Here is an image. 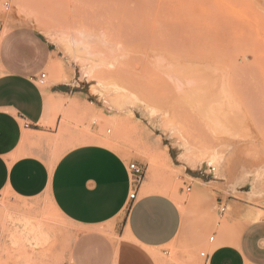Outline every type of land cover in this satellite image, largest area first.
Instances as JSON below:
<instances>
[{"label": "rangeland", "instance_id": "374dc122", "mask_svg": "<svg viewBox=\"0 0 264 264\" xmlns=\"http://www.w3.org/2000/svg\"><path fill=\"white\" fill-rule=\"evenodd\" d=\"M183 1H187V8L190 6L194 10L183 11ZM205 8L211 9L216 18L210 19L211 30H215L214 25L218 26V23L222 25L220 30L221 25L217 27L218 32L226 26H235L234 32L228 28L230 33L238 36L234 41L239 44L235 50L232 47L234 55L239 54L237 51L241 48L242 52L247 51L243 53L247 54V64L255 63L254 55H251L254 51H259V55L263 51L264 55V44L261 43H264V38L261 40L264 36V0H0V22L4 33L15 27L31 26L47 35L59 50L57 63L52 65L45 83L39 85L48 89L52 84L68 79L66 73H71L76 76V81H83L82 92L95 103L83 105L71 100L66 105H53V117H62L60 125L57 127L53 123L52 134L32 144V149L50 158L51 169L68 150L87 143L112 149L129 165L140 166L145 173L141 183L143 192L173 198L186 218L179 237L158 256L154 254L157 260L160 258L159 264H208L201 254H211L218 246L217 232L229 238L249 221L264 220L263 114L258 111L248 113L251 117L246 114L241 118L244 124L240 130L227 132L228 129H222L209 136L210 139L200 122L184 127L185 117L176 111L178 102L156 82L161 69L175 64L171 34L175 32V38L178 37L180 26L192 23L196 16L194 12L198 9L202 14ZM217 31H212L214 37L219 34ZM80 32H89L99 39L103 36L105 40L101 37L97 41L99 51L96 55H110V61L114 57L121 61L118 66L108 65L110 69L97 73L102 86L84 73V64L92 67L100 58L93 57V63L90 62L87 50H84L86 39H81ZM240 39H244V44L247 39V46H239L242 45ZM213 51L211 56L215 61L225 59L220 50ZM192 55L201 59L206 54L199 50ZM87 59L89 63L84 62ZM260 60L263 63L264 58ZM96 90L103 93L101 101ZM112 115L116 116L114 122L110 118ZM215 136L217 139L213 141ZM174 146H181L184 151L179 154ZM216 146L223 161L224 179L214 177L207 169H194L187 164L195 154L214 150ZM178 165L183 167L177 168ZM258 170L257 189L262 191L261 195H251L249 186L239 192L234 190L239 177ZM189 176L200 177L206 187L199 200L200 209L189 207L196 196ZM189 186L190 192L187 191ZM233 199L240 202L243 209L236 222L230 219L233 208L229 200ZM221 201L227 204L223 216L219 208ZM23 219L39 224L48 233V241L38 247L28 241L19 240L15 244V237L23 231ZM77 236V227L56 212L49 198L19 201L8 194L0 196V264H66ZM212 237L214 242H210Z\"/></svg>", "mask_w": 264, "mask_h": 264}, {"label": "crops", "instance_id": "0c3cea01", "mask_svg": "<svg viewBox=\"0 0 264 264\" xmlns=\"http://www.w3.org/2000/svg\"><path fill=\"white\" fill-rule=\"evenodd\" d=\"M58 56L56 44L38 29L19 26L4 33L0 22V196L49 198L56 212L78 229L66 264H159L154 254L171 245L186 222L173 198L144 193L140 185L132 202L129 164L97 143L68 150L52 169L50 158L31 147L52 134L53 123L60 125L62 117H53V105L71 100L95 104L82 92L83 81L71 73L48 89L39 85L37 79L49 77ZM189 178L196 190L189 207L200 209L206 187L200 177ZM229 204L230 219L236 222L243 209L237 200ZM216 234L218 246L208 264H264L262 218L238 227L229 238Z\"/></svg>", "mask_w": 264, "mask_h": 264}, {"label": "bare ground", "instance_id": "6f19581e", "mask_svg": "<svg viewBox=\"0 0 264 264\" xmlns=\"http://www.w3.org/2000/svg\"><path fill=\"white\" fill-rule=\"evenodd\" d=\"M185 3H187V1H183V11H185V9H190L191 11L194 10V8L191 9L190 6H188L187 8L188 4ZM189 5L191 4L189 3ZM196 12L197 13L194 12V15L196 16H194L195 18L192 23L186 24V27L180 26L179 30L181 34H179L178 37L176 36L175 38V32L171 34L173 38L172 44L174 45L173 52L176 54L175 59H179L176 62L174 61L175 59L173 60V63H175L173 64V66L170 65L171 67L169 66V68L166 67V69L164 70L161 69V71H159L160 74H158V76L156 77V82L159 84V88L161 85L160 89H162V86H164L166 90L169 91L178 102L176 111L179 112L178 114H181L183 117H185V128L188 127L186 125L188 123L194 124L196 122H200L205 129L204 133L207 135V137L216 135V132L222 129H228L227 132H230L229 130H231V132L240 130L242 125L244 124L241 122V118H243L244 115H249L254 111H258L264 116V61L262 63L260 60L261 57L262 59L264 58L263 51L261 52V54L263 55L262 56L259 55V51L257 52L252 50L254 51V53H252L251 55H254L253 57L255 63H253V61L251 62L253 64L245 63L247 61V54L243 53L247 51L242 52L241 48L240 51H237L239 52V54L237 53L236 55H234V52H232V47L235 50L236 44H239L237 43V40L236 44L234 41L235 38H237L238 36H235L236 34L232 32V34L230 33V30H232V28H235V26L233 27L232 24V28L228 27L230 29L229 30L225 24L226 29L218 32V29H222V25L220 24L221 28L218 29L217 27L220 26L219 23L218 26L217 24L214 25L215 28L213 29H215L217 33H219L214 37L213 34L215 33V30H211L210 28V19L211 17H215L213 16L214 14H212L211 9L205 8L202 14H200V11H198V9ZM199 14L200 16H198ZM180 15H182L181 12ZM187 16L188 14H186V17ZM200 17H202V20H200ZM188 19L190 18L188 17ZM191 19L193 20L192 16ZM191 19L189 21H191ZM217 20H220V18ZM233 23H235V20ZM229 24H231V20ZM259 25L256 26L259 27ZM237 26L238 22L236 28ZM262 27L260 26L261 29ZM255 28L256 27H254V29ZM244 30L246 31V29H243V32ZM250 30L249 33L252 34V29ZM212 31H214L213 34ZM80 34L82 36L81 39H86L84 50H87L86 55L90 57V62L93 61V57L100 58V60L98 61L99 63L95 64L94 66L91 65L92 67H89V64H84V73L85 75L92 78L95 83H97V85L102 86L100 78H97V73L105 69H110L108 68V65L116 67L118 66V64H120L121 61L119 62L120 59L115 57L113 58V60L110 61V55H96L97 51H99L97 41L100 40L101 37L105 40L103 36H101L99 39L96 35H93L89 32H80ZM251 37H254V35H251ZM263 38L264 36H262V39L261 36H258V39H261L262 41ZM243 40L244 39L241 40L242 45H239L241 47L248 43L247 39L245 40V44ZM261 43L264 44L263 42ZM258 44L257 45L260 47V42ZM215 47L217 48L214 51L220 50V52L222 53L221 55H224L225 59L224 57L222 59H220V57H217L220 60L218 61L216 59L217 61H215L212 58L211 54ZM261 47L263 49V45ZM96 48L98 50H96L95 52ZM247 48L248 47H246V49ZM199 50H203L206 54L204 57H201V59L192 55L193 53ZM86 55L85 57H87ZM84 62L89 63L88 59L84 60ZM162 74H164V77ZM96 93L98 95L99 100L101 101L103 99V93L100 90H96ZM174 103L176 104L175 101ZM110 118L113 122L116 120V116L114 115H112V117ZM154 127L155 129H157L156 125ZM162 132L167 133L164 131ZM209 138L211 139V137ZM216 139L217 137L215 139L213 138V141ZM174 147L178 150L179 154L184 151L181 146ZM222 163L223 161L220 158V153L218 152L217 146L214 150L211 151L202 150L187 161V164L191 165L192 167H195L194 169H207L210 173L214 174V177L224 179L225 176L221 170L223 167ZM259 174V170L255 171L254 173L246 172L243 176L238 178L235 185L233 186L234 190L236 192H239V190L243 187L249 186L251 189V195H261L262 191H259L257 189ZM173 192L177 193L176 190H173ZM256 220L258 219L255 218L254 221ZM22 223V226H24L23 231L21 230V235H17L15 237V244L19 240L28 241L32 245H37L38 247V245H43L46 241H48V233H46L39 224H35L29 219H23ZM22 226L20 227L22 228Z\"/></svg>", "mask_w": 264, "mask_h": 264}, {"label": "built area", "instance_id": "2783aa9c", "mask_svg": "<svg viewBox=\"0 0 264 264\" xmlns=\"http://www.w3.org/2000/svg\"><path fill=\"white\" fill-rule=\"evenodd\" d=\"M37 81H38V83L44 84L46 81V74H42L37 79ZM129 170H130V174H131V178H132V183L135 187L133 193L130 195V200L132 202H134L136 200V196H137V189L141 185L143 180L145 179V173H144V170L135 163H131L129 165ZM187 191L188 192L191 191L190 186L187 188ZM226 212H227V204H225L223 201H221L220 202V215L223 216ZM214 240H215V238L212 237L210 239V242H214ZM201 255L203 257H206V259H208V257H209V254H206V253H202Z\"/></svg>", "mask_w": 264, "mask_h": 264}]
</instances>
